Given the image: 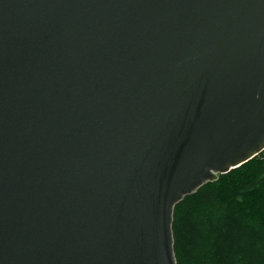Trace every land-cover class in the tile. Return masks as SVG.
Listing matches in <instances>:
<instances>
[{
  "label": "water",
  "instance_id": "1",
  "mask_svg": "<svg viewBox=\"0 0 264 264\" xmlns=\"http://www.w3.org/2000/svg\"><path fill=\"white\" fill-rule=\"evenodd\" d=\"M263 150L264 0H0V264H178Z\"/></svg>",
  "mask_w": 264,
  "mask_h": 264
},
{
  "label": "trees",
  "instance_id": "2",
  "mask_svg": "<svg viewBox=\"0 0 264 264\" xmlns=\"http://www.w3.org/2000/svg\"><path fill=\"white\" fill-rule=\"evenodd\" d=\"M264 152L175 207L178 264H264Z\"/></svg>",
  "mask_w": 264,
  "mask_h": 264
},
{
  "label": "built area",
  "instance_id": "3",
  "mask_svg": "<svg viewBox=\"0 0 264 264\" xmlns=\"http://www.w3.org/2000/svg\"><path fill=\"white\" fill-rule=\"evenodd\" d=\"M263 152H264V150H263Z\"/></svg>",
  "mask_w": 264,
  "mask_h": 264
},
{
  "label": "rangeland",
  "instance_id": "4",
  "mask_svg": "<svg viewBox=\"0 0 264 264\" xmlns=\"http://www.w3.org/2000/svg\"><path fill=\"white\" fill-rule=\"evenodd\" d=\"M264 158V157H263Z\"/></svg>",
  "mask_w": 264,
  "mask_h": 264
}]
</instances>
